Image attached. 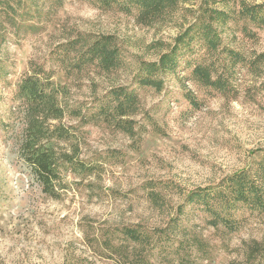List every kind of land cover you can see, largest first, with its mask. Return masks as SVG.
<instances>
[{
  "label": "rangeland",
  "instance_id": "374dc122",
  "mask_svg": "<svg viewBox=\"0 0 264 264\" xmlns=\"http://www.w3.org/2000/svg\"><path fill=\"white\" fill-rule=\"evenodd\" d=\"M263 5L176 0L146 20L95 0H0V264H264V24L245 13ZM205 23L217 48L196 34L178 46ZM98 41L109 67L88 55ZM174 49L175 71H146ZM30 79L58 113L33 111ZM118 90L136 96L124 116ZM42 151L53 190L31 163ZM237 176L263 206L228 205ZM125 228L169 239L151 252Z\"/></svg>",
  "mask_w": 264,
  "mask_h": 264
},
{
  "label": "trees",
  "instance_id": "16d2710c",
  "mask_svg": "<svg viewBox=\"0 0 264 264\" xmlns=\"http://www.w3.org/2000/svg\"><path fill=\"white\" fill-rule=\"evenodd\" d=\"M98 4L102 5L103 7L106 8H112V7H117L120 8L124 11H130L132 7H135L139 9V14L141 15L142 18L146 20L154 19L158 15H160L166 8L170 7L176 0H95ZM246 15L255 22H260L264 24V5L261 10L256 11V8H254L251 11H246ZM224 16V15H223ZM201 28H196L192 27L191 29V34L190 31H188L185 35L181 36L180 38L183 39L184 36L186 40H180L178 43V46L181 48L183 44L186 43V41L189 39V41L192 40L193 36L196 34L197 36L201 37V40L206 41L207 43L210 44L212 48H217L218 44L220 43V38L218 34L216 33V30L213 28L211 24L205 23L203 25H199ZM189 29V30H190ZM178 47V48H179ZM228 54H230L232 57L236 56L234 52L231 50H227ZM115 52L113 50H110L107 46V41H98L96 42L91 48L88 50V55L91 57V59H95L96 57H99L101 62L105 67H109L110 65L113 64V61L116 57L114 54ZM178 65L177 61V51L172 50V52L169 55H165L161 58L160 63L158 65H151L149 66L146 71L148 72H153L156 70H161L164 72H173L175 71L176 67ZM194 74L198 77L199 75L201 76L202 79H206L208 72L206 71V68H196L194 70ZM143 79L140 80L142 83L145 84H152L155 85L154 81L152 78H149L148 76L142 77ZM152 81V83H151ZM150 83V84H149ZM158 83V82H157ZM209 85H213V83L209 82ZM40 83L38 81H31L26 80L24 83V87L22 88V95L26 96L33 108V111L43 109L45 112H50V113H58L60 110L59 108L57 109L53 104H54V97L45 94L43 91V88L39 87ZM116 98L121 99L120 96H123L122 100L119 102V108L118 110L122 111L121 116H124L125 111L131 110L136 102V96L134 97L133 95L124 93L123 90H118L115 92ZM36 105V108H35ZM110 115V113L108 114ZM66 134V135H65ZM57 136H67L66 130L64 128H61V130L56 133ZM43 153L37 154L33 157V160L31 159V163H33V166L35 169L39 172V175L41 177V180L43 181L46 189L53 190V187L51 185L53 177H55V174L53 173V164H49V160L45 159L47 158L46 153L42 151ZM234 185V186H233ZM229 186L232 187L231 191V200L228 203H232V205L242 202V203H256L258 206H263L262 204V193L260 191V188L255 186V184H251V182L247 179L246 176H237L231 180V184ZM214 194V193H213ZM254 197L253 200L248 201L249 197L251 196ZM212 195V194H210ZM208 193L207 191H198L190 194L188 200L193 201L194 199H200L202 198L204 201L207 200ZM248 201V202H247ZM231 205V206H232ZM235 206L232 207V209ZM230 209V210H232ZM227 219V218H226ZM176 224V223H175ZM224 224L231 228L236 225L235 222H233L231 219L224 220ZM173 228V224L170 225L168 231L170 233H174L171 231ZM125 238L134 243L138 244L145 249L148 247L149 250L155 251L157 249H161L163 243H162V238L165 235V239H169V234L166 231H162V235L159 237L158 240L154 241L153 244V238L148 234L140 230V228H125L123 231H121ZM172 237V236H170ZM146 251V250H145ZM144 253V252H143ZM136 258L141 259L142 254H136ZM138 259V260H139ZM133 264H142L140 261H137L136 263Z\"/></svg>",
  "mask_w": 264,
  "mask_h": 264
}]
</instances>
